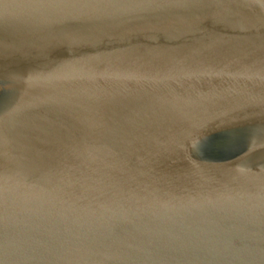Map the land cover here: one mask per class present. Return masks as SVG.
Wrapping results in <instances>:
<instances>
[{
    "label": "water",
    "instance_id": "obj_1",
    "mask_svg": "<svg viewBox=\"0 0 264 264\" xmlns=\"http://www.w3.org/2000/svg\"><path fill=\"white\" fill-rule=\"evenodd\" d=\"M0 264H264V0H0Z\"/></svg>",
    "mask_w": 264,
    "mask_h": 264
}]
</instances>
